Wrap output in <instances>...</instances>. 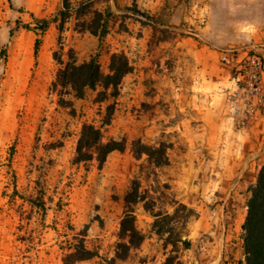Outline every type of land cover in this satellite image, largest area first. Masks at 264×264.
Masks as SVG:
<instances>
[{"label": "rangeland", "instance_id": "374dc122", "mask_svg": "<svg viewBox=\"0 0 264 264\" xmlns=\"http://www.w3.org/2000/svg\"><path fill=\"white\" fill-rule=\"evenodd\" d=\"M69 1L73 9L88 1L91 12L80 19L73 12L61 30L52 19L63 0H0V264H64L83 236L97 255L80 264H111L127 209L146 238L112 264L163 262L173 246L164 248L154 233V216L143 202L125 205L133 181L155 211L173 213L179 204L193 210L178 228L192 243H178L181 264H239L264 142H251L253 132L216 131L201 105L202 84L211 70L227 75L222 52L264 43V0ZM133 5L152 18L127 10ZM94 10L112 12L102 41L77 25ZM44 19L50 24L41 34L35 27ZM70 49L79 62L100 54L105 73L112 53L124 52L133 71L106 101L96 100L98 87L84 98L64 94L71 104H61L52 90L60 67L54 53L66 61ZM219 88L207 92L212 105L225 100ZM84 123L101 127L105 140L124 139L126 149L111 152L102 167L96 159L73 163ZM135 139L162 144L167 164L136 157Z\"/></svg>", "mask_w": 264, "mask_h": 264}, {"label": "trees", "instance_id": "16d2710c", "mask_svg": "<svg viewBox=\"0 0 264 264\" xmlns=\"http://www.w3.org/2000/svg\"><path fill=\"white\" fill-rule=\"evenodd\" d=\"M91 4L88 1L81 2L76 9H73L69 0H63V7L53 17V22H58L62 30L66 21L75 12L78 19L82 15L90 11ZM73 10V11H72ZM127 10L135 14H141L150 17L147 13L137 9L136 5L128 7ZM89 22L82 21L77 25H81V30H88L92 34L99 37L102 41L109 32V22L112 12L94 10ZM50 24V20L44 19L35 27L42 34L46 31ZM41 39L35 41L34 54L38 56ZM55 59L60 64L56 77L52 83V90H58L60 94L59 103L71 104V101L64 99L63 95L73 92L77 98H84L87 89H97L96 100L99 102L106 101L110 96H116L119 86L123 78L133 71V65L124 52L112 53L109 72L105 73L101 69L99 56L95 54L89 60L79 62L72 49L68 52V59L65 61L61 54L54 53ZM113 106H108V113L105 123H110ZM126 144L124 139H108L105 140L101 127L93 123H84L77 142L73 163H85L96 159L99 167L105 163L108 155L113 151H124ZM132 151L136 157L147 154L149 161L156 166L167 164L168 159L165 157V148L161 144L157 148L150 147L135 139L132 144ZM124 202L127 208L132 205L143 202L144 208L150 211L154 216L153 230L160 238L164 239V248L172 244L170 254L165 260L159 264H181L178 256V243L181 242L185 248L191 247V241L182 239L178 230L179 224L182 227L186 225L187 219L192 215L193 210L187 208L184 204H179L173 213L162 210H154V203L149 201L147 194L141 192L137 181H133L131 189L124 196ZM186 211V213H184ZM119 240L116 244L115 254L111 257V264L117 259H126L130 255L131 250L139 248L145 241V234L139 229L136 223V216L131 209H127L120 221V229L118 232ZM242 248L243 260L239 264H264V163L261 165L256 181L249 187V197L247 200V211L244 222L242 224ZM97 255L96 251L88 248L85 244V238L80 237L77 243L70 245V251L64 256V264H80L84 260H88Z\"/></svg>", "mask_w": 264, "mask_h": 264}, {"label": "built area", "instance_id": "2783aa9c", "mask_svg": "<svg viewBox=\"0 0 264 264\" xmlns=\"http://www.w3.org/2000/svg\"><path fill=\"white\" fill-rule=\"evenodd\" d=\"M230 69L225 88V112L238 129L264 121V43L222 52Z\"/></svg>", "mask_w": 264, "mask_h": 264}, {"label": "crops", "instance_id": "0c3cea01", "mask_svg": "<svg viewBox=\"0 0 264 264\" xmlns=\"http://www.w3.org/2000/svg\"><path fill=\"white\" fill-rule=\"evenodd\" d=\"M225 67H227L229 70L227 75L221 76L219 71L215 69L211 70L209 71L211 75H209L207 83L202 84V88L203 90H205L206 94H205V99L201 100V105L205 103L207 104L209 103L210 105L209 106L206 104L204 106L205 109L207 110L205 115H207V119L209 118L212 121L211 125L215 128L216 131H219L220 134L223 133L224 129H228L230 132L233 131L235 135H240V133L242 132H246V134L249 135L250 132H253L252 138L256 139V142H254L252 139L251 142L255 144H262L264 142V135H262V133L264 134V121L260 120L246 129H238L226 115L225 100L222 105L220 104V102H219L220 105L217 104L212 105L211 104L212 102L210 100H206L210 97H213L212 95L209 97L207 93L209 90H213V89L222 90L223 88H219L221 85H223L224 89L229 85L230 69L226 65ZM211 106L214 107V110L210 108ZM260 125L263 127V129H258Z\"/></svg>", "mask_w": 264, "mask_h": 264}]
</instances>
